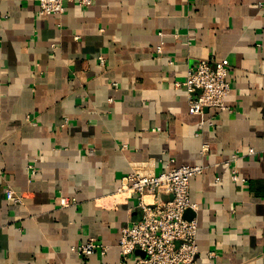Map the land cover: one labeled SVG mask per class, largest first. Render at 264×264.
<instances>
[{
  "label": "crops",
  "instance_id": "obj_1",
  "mask_svg": "<svg viewBox=\"0 0 264 264\" xmlns=\"http://www.w3.org/2000/svg\"><path fill=\"white\" fill-rule=\"evenodd\" d=\"M76 1L39 17L32 0H0V264H122L140 211L121 179L167 163L204 167L189 182L193 264H264V0ZM224 59L229 111L190 115L177 83ZM91 238L106 255L70 251Z\"/></svg>",
  "mask_w": 264,
  "mask_h": 264
},
{
  "label": "built area",
  "instance_id": "obj_2",
  "mask_svg": "<svg viewBox=\"0 0 264 264\" xmlns=\"http://www.w3.org/2000/svg\"><path fill=\"white\" fill-rule=\"evenodd\" d=\"M38 5L39 17H61L65 12V0H32ZM97 0H77L80 8H89ZM162 37L161 33H158ZM162 53V43L156 49ZM100 65L104 58L98 57ZM229 63L226 59L213 65L206 60H199L188 70L182 85L186 91L188 112L190 115H202L205 108L229 111L225 99L230 93L227 79ZM203 152L207 147L202 148ZM249 155L253 150L248 151ZM237 156H233V161ZM31 176L36 174L34 166H28ZM202 166H173L167 163L159 174H142L132 171L121 179L118 190L125 198L135 197L140 218L131 226L121 229L117 243L122 264H193L197 256V229L195 218H184L187 211L197 212V205L189 197V182L202 175ZM231 181L242 182L236 171L231 173ZM6 200L13 205L21 204L23 197L11 188L5 191ZM164 194L170 199L160 205L158 196ZM149 198L150 201L145 200ZM73 201L60 199L61 207H68ZM109 246L91 238L86 242L71 247L70 251L80 257H89L95 253L107 254ZM137 252L143 254L130 259Z\"/></svg>",
  "mask_w": 264,
  "mask_h": 264
},
{
  "label": "water",
  "instance_id": "obj_3",
  "mask_svg": "<svg viewBox=\"0 0 264 264\" xmlns=\"http://www.w3.org/2000/svg\"><path fill=\"white\" fill-rule=\"evenodd\" d=\"M184 218L190 220V219L192 218L191 212H190V211L185 212V214H184ZM137 254H140V255L143 256V254L140 253V252H137Z\"/></svg>",
  "mask_w": 264,
  "mask_h": 264
}]
</instances>
